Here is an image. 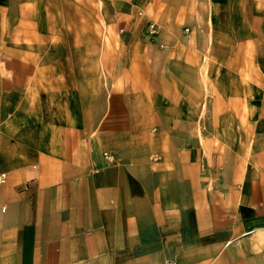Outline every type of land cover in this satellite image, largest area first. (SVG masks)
Instances as JSON below:
<instances>
[{
	"label": "crops",
	"instance_id": "obj_1",
	"mask_svg": "<svg viewBox=\"0 0 264 264\" xmlns=\"http://www.w3.org/2000/svg\"><path fill=\"white\" fill-rule=\"evenodd\" d=\"M168 262L264 264V0H0V264Z\"/></svg>",
	"mask_w": 264,
	"mask_h": 264
},
{
	"label": "built area",
	"instance_id": "obj_2",
	"mask_svg": "<svg viewBox=\"0 0 264 264\" xmlns=\"http://www.w3.org/2000/svg\"><path fill=\"white\" fill-rule=\"evenodd\" d=\"M148 33L150 34V35H154L155 33H156V26L154 25V24H151L150 26H149V28H148ZM2 177H4V176H2ZM1 182H2V180H1ZM167 264H173L172 262H168Z\"/></svg>",
	"mask_w": 264,
	"mask_h": 264
},
{
	"label": "rangeland",
	"instance_id": "obj_3",
	"mask_svg": "<svg viewBox=\"0 0 264 264\" xmlns=\"http://www.w3.org/2000/svg\"><path fill=\"white\" fill-rule=\"evenodd\" d=\"M157 26V25H156ZM186 31H187V29H185ZM159 33V28H158V26H157V28H156V33L154 34V35H157ZM148 35H150V34H148ZM153 35V36H154Z\"/></svg>",
	"mask_w": 264,
	"mask_h": 264
}]
</instances>
